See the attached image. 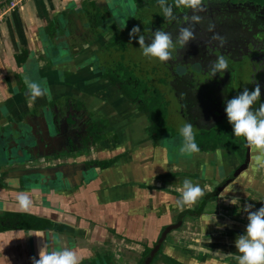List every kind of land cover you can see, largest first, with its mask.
Wrapping results in <instances>:
<instances>
[{
	"label": "flooded vegetation",
	"instance_id": "1",
	"mask_svg": "<svg viewBox=\"0 0 264 264\" xmlns=\"http://www.w3.org/2000/svg\"><path fill=\"white\" fill-rule=\"evenodd\" d=\"M107 4L110 11L105 9ZM122 4L132 7L133 17L117 14L123 8ZM103 5L98 2L96 11L107 22L106 29L87 31L80 16L82 29L66 23L68 37H57L59 43L69 42L60 57L53 59L54 54L49 48L44 55L45 65L40 66L31 59L28 63L27 54L23 62L16 59L23 73L34 80L47 82L49 95L38 98L30 106L25 84L18 80V89L15 87L8 98L7 108L0 102V191L6 193L0 200V217L11 215L15 225L20 219L34 218L44 226L37 230L12 231L31 235L50 230L63 233L66 225L62 221L30 210L38 207L35 202L27 210L19 209L18 195L39 196V206L50 210L54 208L51 195L61 198L68 192L91 185L118 161L129 163L136 152L139 158L136 170L131 174L134 179L141 178L142 182L126 181L120 187L159 191L170 196L169 203L142 207L143 218L157 222V235L140 239L111 231V237L106 241L95 221L87 219L93 226L91 240L101 242L102 247L100 251L96 248L91 256L79 258L80 264H101L110 253L116 255L120 264H236L231 257H221L216 252H236L225 246V238L233 239L242 233L232 227L235 224V227L245 228L246 204L253 205L252 210L264 205V173H258L254 166L258 153L246 147L242 139L233 137L224 108L226 101L236 96L232 87L237 78L234 79L231 63L264 68V0H204L206 10L199 13L203 21L195 26L197 39L184 49L177 46L173 59L166 63L167 73L155 77L156 82L140 80L139 73L137 76L134 71L138 68L130 65L136 63L134 53L138 43L136 39L130 42L129 32L139 26L147 43L152 32L160 29L171 33L175 41L179 27L185 24V15H191V12L174 8L177 19L169 21L163 18L157 0H111L105 7ZM209 23L215 24L214 32L225 38L223 47H218L216 41L210 42L213 33L207 31ZM82 36L86 43L81 44ZM73 39L74 43L78 40V45L71 44ZM132 43L136 44L135 48L129 46ZM83 45L94 47L92 56H86L79 64L81 74L78 77L71 63V50L76 47L81 52ZM219 55L228 59V72L212 77L209 65ZM93 57L94 60L85 63ZM56 64L60 65L59 70L54 67ZM43 66L48 69V76L41 75ZM93 67L95 71H90ZM146 71L147 74L154 73L153 67ZM254 80L251 85L255 87L258 83L264 97V82ZM157 86L172 88L185 121L198 128L196 137H203L196 141L200 151L191 157L181 156L177 150L173 154L175 157L171 156L165 145L168 135H174V129L164 118L167 105L163 102L162 89L157 90ZM156 98L161 100L164 110L160 117L156 115L157 119L150 109ZM175 139L178 146L181 137ZM110 147L114 150L100 156L99 148ZM157 157L165 162L164 171H155L149 176L150 165L157 167ZM185 178L198 183L205 195L196 204L179 211L175 207L179 196L176 189ZM153 181H159L160 189L150 184ZM233 198L238 200L231 204ZM52 210L60 213L58 207ZM214 215L215 222L212 220ZM80 220L77 216L74 224L67 225L78 228ZM160 220L166 223L160 226ZM168 227L173 229L159 243Z\"/></svg>",
	"mask_w": 264,
	"mask_h": 264
},
{
	"label": "crops",
	"instance_id": "2",
	"mask_svg": "<svg viewBox=\"0 0 264 264\" xmlns=\"http://www.w3.org/2000/svg\"><path fill=\"white\" fill-rule=\"evenodd\" d=\"M98 2H103L106 5L111 0H30L14 11L0 16V102L3 103L4 108L9 105L7 100L14 93L15 87L16 90L18 89V80L24 84L23 75L25 73L16 61L17 55L24 52L28 57L33 58V62L40 66L45 65V59L42 58L41 53L49 45V37L53 36V25L58 20H67L70 25L82 29L83 24L80 25V16L77 15L78 6H85L87 10L92 11L96 10ZM106 6L108 7V4ZM86 30L88 31L87 27ZM81 33L84 34V31L82 30ZM82 37L80 39L81 44L86 43V38ZM76 45H78V40H76ZM93 47V45H83L81 52H79L80 48L77 49L76 47L71 50L73 54V57L70 58L73 59L71 63L78 77L81 74L78 71L81 67L79 64L83 63L86 56H92L91 49ZM47 70L43 66L40 70L41 75L48 76ZM74 79L77 80L78 78ZM112 150L114 149L111 147L106 148V150L104 148L103 150L98 149L100 156L107 155ZM159 157L155 158L157 167L150 165L149 176L154 175L155 171L156 173L164 171L165 162H162ZM138 158L139 156L135 152L134 159H130L132 162L134 161L133 163L131 161L129 163L123 160L118 161L103 171L99 179L91 185H86L78 191L68 192L66 193L67 196L59 198L60 196L51 195V205H54V208L58 207L60 213L52 210L54 208L49 210L40 207L39 196L30 197L27 194L30 200L38 205V207H31L30 210L34 214H43L51 217V219L54 218L55 221H62L66 225L63 226L65 233L56 234L53 232L54 230L45 231L41 235H31L24 231L0 233V264H31L30 258L37 256L38 248L44 241L49 244L50 250L52 248H71L79 258L91 256L96 248L100 251L102 243L91 240V228L93 226L92 224L89 225L87 219L95 221L101 233L105 235L106 241L111 237V231L124 232L130 238L148 237L150 239L155 237L158 230L157 222L149 217L143 218L142 207L149 208L150 205L156 207L163 202L169 203L171 198L159 191L149 192L130 186L120 187L126 181L140 180L139 182H142L141 178L139 180L134 179V175L131 174V171L136 170L135 165ZM150 184L160 189L159 181H153ZM5 194L4 191H0V200L6 196ZM77 216L81 218L79 227H68L67 223L74 224ZM162 221L160 220V226L166 223ZM234 225L232 227L234 231L240 229L243 233L244 227H235ZM186 230L189 229L186 228ZM200 239L203 240L204 238L201 237ZM226 240L225 246L228 249H236L235 238H225Z\"/></svg>",
	"mask_w": 264,
	"mask_h": 264
},
{
	"label": "clouds",
	"instance_id": "3",
	"mask_svg": "<svg viewBox=\"0 0 264 264\" xmlns=\"http://www.w3.org/2000/svg\"><path fill=\"white\" fill-rule=\"evenodd\" d=\"M157 4L165 20H176L174 8L180 10H189L191 15H185V24L180 26L175 41L172 34L160 29L152 32L150 42L146 43V37L141 33L139 26H134L129 32V40L136 39L141 55L149 61L167 63L173 59V51L180 46L185 48L189 42L197 39L195 26L202 23L203 17L199 13L206 10L204 0H157ZM215 24L209 23L207 31L212 32L211 41L218 42V47H223L225 38L214 32ZM95 58H90L85 63H90ZM229 61L224 55L217 56L209 65L211 76L217 73L228 72ZM95 71V68H90ZM23 82L27 89L25 95L27 103L31 106L38 98L49 95V89L46 81H37L32 79L28 74L23 75ZM254 82V81H252ZM260 85L256 83L253 90L247 88L226 101L225 114L227 122L232 127L233 137L237 140H243L246 147L258 153L254 161L255 169L258 173H264V103L259 102V106L253 109V106L260 101ZM181 137L179 154L181 156H193L200 151L196 142L194 126L185 122L178 129ZM179 193L175 200V207L183 211L186 207L196 204L204 195V189L198 184L193 183L190 179L185 178L182 184L176 189ZM22 210H27L32 201L25 193L17 197ZM238 198H233L230 203L233 204ZM253 205L246 204L244 212L247 214V224L243 233L239 234L234 241L236 248L235 253L224 254L217 251L221 257H231L236 264H264V205L256 210ZM214 222L216 217L212 218ZM212 223V222H210ZM209 223V224H210ZM218 227H223L218 225ZM3 251V250H2ZM38 257V258H37ZM7 258V257H6ZM31 264H80L77 253L71 248H52L47 242H43L38 248L37 256L32 257Z\"/></svg>",
	"mask_w": 264,
	"mask_h": 264
},
{
	"label": "rangeland",
	"instance_id": "4",
	"mask_svg": "<svg viewBox=\"0 0 264 264\" xmlns=\"http://www.w3.org/2000/svg\"><path fill=\"white\" fill-rule=\"evenodd\" d=\"M123 8L120 11L117 12V14H134L133 11H131V6H126L125 5H121ZM118 8H121L119 6H117ZM115 8L116 10L118 8ZM114 9V10H115ZM95 16V15H94ZM133 17V15H131ZM97 17L98 20H102L103 16H95V18ZM100 29V28H99ZM74 40V39H73ZM76 40V39H75ZM68 42V41H67ZM69 43V42H68ZM62 48L65 47V44L62 43L61 44ZM131 47H136V44L129 45ZM52 49V46H50ZM53 50V49H52ZM136 52L134 53V59L136 60V63L131 62L130 65L131 66H136L137 71H135L136 75L138 76L137 73H139L140 76H138L140 78V80H145V81H152V82H156L155 81V77L157 76H163L165 75L166 69V63H159L157 61H149L147 59H145L142 55H141V50L139 49V45L135 48ZM233 64L232 68V72L235 74L234 75V79L236 85L234 87H232L234 90H236V96L238 94H240L244 88H247L249 91L253 90L254 87L251 85L252 81H255L254 79H256V82H260L263 81L264 82V68L262 66H257L256 68H252L249 67L248 65H246V63L244 64H240L239 62L236 63H231ZM178 65L176 64V67ZM144 67V68H143ZM149 67H153V71L154 73H149L147 74L146 68ZM239 67L241 68L239 70ZM133 69V67L131 68ZM152 71V69H151ZM180 72V70H178ZM239 71V72H237ZM156 86V84H155ZM158 87V86H157ZM162 87V86H160ZM158 87L157 90H161L160 91L164 96V103L167 105V109H166V116L164 117L168 126L172 127L174 130V138L171 135H168V138H166V142L165 145L168 146L169 150H170V155L174 156V152L176 153L175 150L179 151V144L177 146L176 142L177 141L175 138H179V132L178 129L183 125V123H185V118L182 116V113L180 112L181 110H179L180 108V103L178 98L175 96L172 88L170 86H168V88H160ZM166 87V86H165ZM150 90V89H149ZM261 93H263V91H261ZM259 102L260 103H264V97L261 95L260 101L257 102L256 105L253 106V109L257 108L259 106ZM194 126V125H193ZM194 130L195 132L198 131V128L194 126ZM172 147H174L175 149L172 150ZM171 150H172V154H171ZM170 239V235H168L167 240ZM98 259H96L97 261ZM120 264V260L116 261V255L114 253H110V255H108V257L105 260H102L101 264ZM97 264V262H96Z\"/></svg>",
	"mask_w": 264,
	"mask_h": 264
},
{
	"label": "water",
	"instance_id": "5",
	"mask_svg": "<svg viewBox=\"0 0 264 264\" xmlns=\"http://www.w3.org/2000/svg\"><path fill=\"white\" fill-rule=\"evenodd\" d=\"M5 1L6 0H0V6L1 5H3L4 3H5ZM106 10H108V11H110L109 10V7H106L105 8ZM109 14V13H108ZM77 15L78 16H81L83 19H84V21H85V26L88 28V30L90 31V32H92V31H95V29L96 30H98L99 28H104V29H106V27H107V25H106V21L104 20V19H102L101 21L100 20H98L97 19V17L95 18V16H97L98 14H97V11L96 10H87L86 8H85V6H78V8H77ZM95 15V16H94ZM66 23H68V21L67 20H58L54 25H53V34H52V32H51V34L53 35V36H50L49 37V43L51 44V45H47L46 47H45V49H43V51H42V53H41V55H42V58L43 59H45L46 58V56H44L46 53H48L47 52V50L50 48L51 49V47L50 46H52V51H50L52 54H54V56H52L53 57V59H57V57H60V55H62L65 51H66V49L68 48V46H69V43L67 42V41H60V43L59 42H57V37H68V31H67V28H69V27H67L68 25L66 24ZM55 35V36H54ZM75 41L73 40L72 42H71V44L73 43V44H75L74 43ZM62 43H64L65 44V48H62L61 47V44ZM67 47V48H66ZM28 57V56H27ZM33 60V58L31 57V56H29L28 57V59L27 60ZM31 60L28 62V63H30L31 62ZM52 60V59H51ZM27 63V64H28ZM55 68H56V70L58 69V68H60V65L59 64H56L55 66H54ZM59 70V69H58ZM171 229H173V227H171V228H167V229H165V231L162 233V235H161V238H160V240H159V243H161V242H163V240L165 239V237L167 236V234L169 233V231L171 230Z\"/></svg>",
	"mask_w": 264,
	"mask_h": 264
},
{
	"label": "trees",
	"instance_id": "6",
	"mask_svg": "<svg viewBox=\"0 0 264 264\" xmlns=\"http://www.w3.org/2000/svg\"><path fill=\"white\" fill-rule=\"evenodd\" d=\"M16 59L18 62H23L26 59V53L23 52L22 55H17ZM153 102H151L150 106H152L150 109L152 111V114L154 115V118L157 119L158 115L159 117L164 114L163 105L161 104V100H158V98L153 99ZM156 124V122H154ZM159 122H157V125ZM203 137H196V141L201 140ZM208 139L207 137H205ZM213 140H217V138H213ZM200 144V143H199ZM17 217V216H16ZM13 217L11 215L5 214L3 217H0V232L4 231H12V230H37V229H43L44 226H42V222L36 219H30L28 217L20 219L19 223L15 225L13 221Z\"/></svg>",
	"mask_w": 264,
	"mask_h": 264
},
{
	"label": "built area",
	"instance_id": "7",
	"mask_svg": "<svg viewBox=\"0 0 264 264\" xmlns=\"http://www.w3.org/2000/svg\"><path fill=\"white\" fill-rule=\"evenodd\" d=\"M28 1L30 0H6L5 3L0 6V16H4L9 12L14 11Z\"/></svg>",
	"mask_w": 264,
	"mask_h": 264
}]
</instances>
